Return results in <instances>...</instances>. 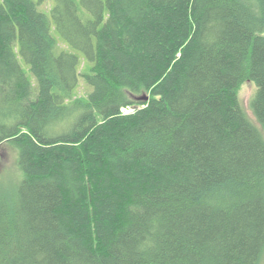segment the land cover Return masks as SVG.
I'll list each match as a JSON object with an SVG mask.
<instances>
[{
    "label": "trees",
    "instance_id": "obj_1",
    "mask_svg": "<svg viewBox=\"0 0 264 264\" xmlns=\"http://www.w3.org/2000/svg\"><path fill=\"white\" fill-rule=\"evenodd\" d=\"M43 2L0 0V264H260L264 0Z\"/></svg>",
    "mask_w": 264,
    "mask_h": 264
},
{
    "label": "rangeland",
    "instance_id": "obj_2",
    "mask_svg": "<svg viewBox=\"0 0 264 264\" xmlns=\"http://www.w3.org/2000/svg\"><path fill=\"white\" fill-rule=\"evenodd\" d=\"M38 2L39 0H33ZM79 14L83 20L91 18L90 14L85 10L81 5L80 0H77ZM53 6V0H44L42 4H39L38 8L40 11L50 16V9ZM53 35L57 38L59 42V47L65 51L75 53L79 56L80 66L83 64V57L80 53L72 50L66 46L63 42L59 41L58 34L53 31ZM21 65L24 69L27 70V65L21 60ZM29 74V73H28ZM255 85L251 82L244 83L239 90V102L242 108L244 109L246 115L251 121L255 123V118L250 108V102L255 93ZM87 87L84 85L82 79H79V84L77 86L76 95L81 97L86 94ZM129 112V109H124V112ZM17 150L9 144L0 145V188L4 190H10L12 186H17L21 179V173L17 166ZM260 264H264V256Z\"/></svg>",
    "mask_w": 264,
    "mask_h": 264
},
{
    "label": "water",
    "instance_id": "obj_3",
    "mask_svg": "<svg viewBox=\"0 0 264 264\" xmlns=\"http://www.w3.org/2000/svg\"><path fill=\"white\" fill-rule=\"evenodd\" d=\"M142 99H143V100H146V99H147V97H146V96H144V97H142Z\"/></svg>",
    "mask_w": 264,
    "mask_h": 264
},
{
    "label": "built area",
    "instance_id": "obj_4",
    "mask_svg": "<svg viewBox=\"0 0 264 264\" xmlns=\"http://www.w3.org/2000/svg\"><path fill=\"white\" fill-rule=\"evenodd\" d=\"M128 112V111H127Z\"/></svg>",
    "mask_w": 264,
    "mask_h": 264
}]
</instances>
